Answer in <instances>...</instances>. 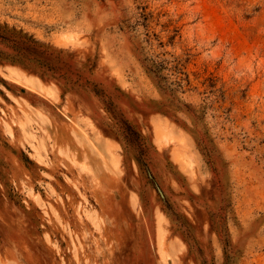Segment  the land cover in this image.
Here are the masks:
<instances>
[{"label":"rangeland","instance_id":"rangeland-1","mask_svg":"<svg viewBox=\"0 0 264 264\" xmlns=\"http://www.w3.org/2000/svg\"><path fill=\"white\" fill-rule=\"evenodd\" d=\"M0 264H264V0H0Z\"/></svg>","mask_w":264,"mask_h":264}]
</instances>
